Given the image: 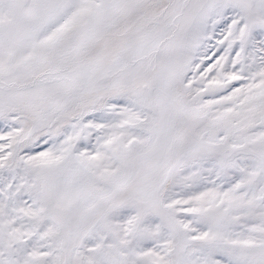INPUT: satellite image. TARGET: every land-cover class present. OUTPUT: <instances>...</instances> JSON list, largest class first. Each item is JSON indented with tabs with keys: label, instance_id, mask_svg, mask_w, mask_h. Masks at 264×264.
Segmentation results:
<instances>
[{
	"label": "snow or ice",
	"instance_id": "6c2138e0",
	"mask_svg": "<svg viewBox=\"0 0 264 264\" xmlns=\"http://www.w3.org/2000/svg\"><path fill=\"white\" fill-rule=\"evenodd\" d=\"M0 264H264V0H0Z\"/></svg>",
	"mask_w": 264,
	"mask_h": 264
}]
</instances>
